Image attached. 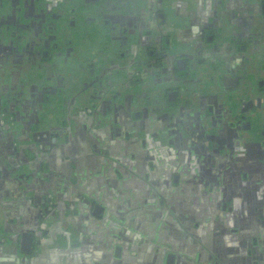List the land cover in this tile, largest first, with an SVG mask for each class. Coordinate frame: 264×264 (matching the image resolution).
<instances>
[{
    "label": "crops",
    "instance_id": "1",
    "mask_svg": "<svg viewBox=\"0 0 264 264\" xmlns=\"http://www.w3.org/2000/svg\"><path fill=\"white\" fill-rule=\"evenodd\" d=\"M138 2L5 0L0 6V237H8L0 246V264H165L167 251L159 250L161 245L175 251L174 264H264V252L256 259L248 252L243 224L229 220L240 213L236 197L232 194L211 208L215 201L211 196L227 181L226 170L218 168L212 178L197 177V169L185 170L188 160L213 168L222 161L196 153V140L191 143L190 136L197 131L187 133L189 123L172 129L171 122L182 119L172 115L175 108L166 106L174 81H144L132 92L125 90L142 75L155 76L154 70L145 73L140 64L141 57L147 62L150 52L166 54L163 58L183 51L205 55L215 68L211 88L194 73L180 91L204 118L200 125L208 137L201 146L219 147L220 155L228 154L229 145L211 136L234 121L224 114L228 97L235 96L241 111L247 98L254 100L255 96L241 98L239 88L254 87L242 80L253 64L252 52L264 53V35L257 26L246 24V11L254 16L258 0H164L163 23ZM62 27L77 28V36L64 41ZM96 27L108 34L101 48L106 51L97 61L77 58L84 36L91 53L100 47L95 44ZM52 95L56 110L45 116L48 113L41 108ZM78 105L92 108L96 116L90 122L82 120ZM183 120H188L186 115ZM237 127L236 146L248 142L243 137L246 130ZM55 128L67 132L54 150H41L48 138L43 132ZM159 129L170 130L169 138H158ZM262 139H253L256 150L263 147ZM243 150L241 146L232 153L239 156ZM239 173V181L245 180L242 168ZM159 195L166 198L164 203ZM48 198L60 202L62 215L42 221L38 212L43 207L36 203ZM185 201L199 207L201 214L191 227L205 239L190 237L179 223L175 211ZM96 206L100 208L94 212ZM119 218L149 237L137 239L132 230L126 235ZM40 227L57 228L55 236L38 235ZM25 234L32 235V247L23 245ZM261 236L262 242L255 234L258 243L252 239L253 247L263 244L264 232ZM117 245L120 254L115 252Z\"/></svg>",
    "mask_w": 264,
    "mask_h": 264
},
{
    "label": "flooded vegetation",
    "instance_id": "2",
    "mask_svg": "<svg viewBox=\"0 0 264 264\" xmlns=\"http://www.w3.org/2000/svg\"><path fill=\"white\" fill-rule=\"evenodd\" d=\"M14 0H12L13 2ZM163 1L164 0H141V2H138L139 4L146 5L147 6V10H151L154 12V16L157 19L158 23H163L164 19H165V11H164V7H163ZM5 4V0H0V6L4 7ZM8 7V6H6ZM257 12L256 14L253 16V14H248V12L246 11V16H248V18L246 19V24L247 27H250L251 23L253 24V26H257V29L259 30V32L261 33V35H264V0H258L257 3ZM32 8L31 6L29 8H27L26 12L28 11V14H30ZM136 13H139L138 11H135ZM179 13V12H178ZM176 14L175 12V17L178 18L177 16H179V14ZM256 16V17H255ZM8 17V16H7ZM251 17V18H250ZM10 20V19H9ZM166 20V19H165ZM3 24H5V22H3ZM9 24V22H8ZM32 25L34 26V23H32ZM31 25V26H32ZM40 25V24H39ZM63 25V24H62ZM61 25V26H62ZM246 28V30H248V28ZM64 29H66L65 27H62L59 31V33L64 32ZM171 50V49H170ZM171 53V51H168ZM166 54L163 53H156V54H152V52H150V54L147 56V62H143V57L140 58L142 65H144V67H146L145 69V73L149 72V69L154 70L156 72L155 76H147L145 77L144 75L140 76L139 79L141 78V80H139L138 78H136V81H140V82H136L134 85H132L131 83H128L125 88L129 89L127 90L128 92H132L133 88H137L138 85H142V83L145 81L146 83L148 82H153L156 81V79L160 80V79H168L171 81H174L173 83H171L173 86H171V88L167 91L166 93V106H171L173 108H175L176 110L172 113V115H174L175 118H179L180 112H182V116H185L187 114V121H184L181 119V121L185 124V125H181L180 126H186V124H188L187 129L188 130H196V138H194L196 140V145H195V151L196 153L198 152V154H203L205 156L208 157H212V161L215 162L216 158L219 157V160L221 159L222 162L216 161L215 163V168H213L211 165L207 166V167H203V165H198V162H191L190 160L187 161V165L185 167V170L189 171L191 173V171H194L195 169L199 170L198 176L199 178L202 177H211V174H213L214 172H217V169H224L226 170V179L227 181H225V184H223V186H221V190H217V192L214 194V196H211V199L214 198L215 201L212 202V205H219V200H228L230 198V195H234L236 197V201H239L238 203V208L240 209V213L238 214L239 216H235L232 215L231 218H229V220L232 221H236V223L238 222V224H243V228L241 229V234H243L245 241L244 243L249 244V250L248 252L251 254L252 258H261L260 256H262V253L264 252V240H263V244H257L255 245L256 247H253L252 245V239H254V241L257 239L254 237L256 234V237L260 238V241L262 242V232H264V161L263 162H259L258 158H262L264 160V122L261 124H256V125H252L253 123H251L248 114L253 115V112H264V78H260V75L262 73H264V63H259V66L254 65V63L252 64V66H256V69L253 68L251 66V68L247 69L245 71V77L243 78L242 81H249V82H253V86H248L245 85V87L243 88H239L242 89V95L241 98L244 97H254L250 98L245 101L244 106H243V112L241 111L240 107L238 106V100L235 99V96H230L228 97V105L227 108H225L224 110V114L225 117H228L229 114L232 116V124L231 126H223L220 131H218V133L214 134V137L211 136L212 139H215L220 141V143H226L229 145V147L234 151L237 148H241L244 149V153H242V155L236 156L233 155L232 150L229 149L228 154H224L222 153L221 155L219 154V147L217 148H213V149H207L205 147H202L201 145L204 143L203 139L204 136L208 137V133H205L204 128L201 126L202 125V120H204V118L200 119L201 113L197 111L198 107L193 105V107H189L188 102L189 101H185L184 105H182V103L179 101V95L180 93L183 95L185 94L184 91H180V87H182L183 83L186 84V82H189L190 80L193 79L192 74L196 73L197 71L200 69V67L204 66L206 63V60H202L197 54H190V53H186V52H181L179 53V55H174L173 56H165ZM171 57V58H170ZM186 59L187 60V68L186 71L184 69H182L183 71H185L183 74H179V67L177 66V60L178 59ZM204 59H205V55H204ZM184 63L180 62V67L184 68ZM261 65H263L261 67ZM195 68L197 71H195ZM134 70L132 68L128 69V73L130 75V77L132 78V76H134ZM256 72V75H250L249 72ZM151 72V71H150ZM200 74V73H199ZM258 74V75H257ZM251 76H255L251 77ZM251 77V78H250ZM143 79V80H142ZM175 79V80H174ZM200 79V77H199ZM211 79L210 77H206L205 80ZM214 79V77L212 78ZM133 80V79H131ZM201 80V79H200ZM206 80V81H207ZM214 81V80H213ZM212 81V83H213ZM133 82V81H131ZM138 83V84H137ZM208 83V81H207ZM177 84V85H176ZM250 85V83H249ZM187 86V85H186ZM139 87V86H138ZM148 87V85H147ZM242 87V86H241ZM149 88V87H148ZM185 89V86H184ZM52 90H54V88H52ZM177 92V99H176V93L173 96L174 93H171L169 96V92ZM237 91V90H236ZM187 92V91H186ZM188 93V92H187ZM188 95H190V93H188ZM236 95V94H234ZM172 101V103H171ZM79 106V105H78ZM101 107L103 108V106H100V110ZM169 108V107H168ZM81 109V110H80ZM235 110H240L237 112H235ZM78 111L81 112L82 115V120H85L86 122H90L89 120L90 117L94 118L95 115V110H93L92 108L86 107L84 109L83 107H78ZM190 111L194 112L193 114H189ZM248 112L250 111V113H244V112ZM231 112V113H230ZM237 113L236 115H233L232 113ZM176 113V114H175ZM87 116V118H85ZM193 116V117H192ZM166 118L164 117L163 121L166 122ZM178 122H181L180 119H177ZM242 122L241 125H239V122ZM191 122H194V124L197 123V127L195 128V126H190ZM199 123V124H198ZM201 124V125H200ZM146 125V122H145ZM143 125V127L145 126ZM179 126V127H180ZM206 128L208 127L207 125H205ZM237 126L242 127V129L244 130H249L252 131V129L254 128V130H258L261 133V145H263V147L258 150H256V145L253 143L254 140H260V139H248V142H244L240 145H237L233 142L234 138L236 137V131L235 129L238 128ZM190 128V129H189ZM186 130V129H185ZM187 131V133H190V131ZM67 129L66 128H55L53 129L51 132L56 134H59V136H55L57 138L54 139V136H52L50 139V137L48 136V138L46 139V141H44V143H46L45 145H48L47 142H51L52 144L49 146H45V148H41V150H51L54 148H56V146L59 144L60 140H61V135L64 134ZM171 133V132H170ZM169 133V134H170ZM205 133V134H204ZM217 134V135H216ZM47 136V135H46ZM169 136V135H168ZM167 136V137H168ZM166 138V136H164ZM169 138V137H168ZM166 138V139H168ZM193 139V140H194ZM165 140V139H162ZM252 140V141H249ZM193 141L191 140V143ZM203 142V143H202ZM233 142V143H232ZM219 149V150H218ZM231 150V151H230ZM151 154V153H150ZM225 156H224V155ZM152 156V154H151ZM185 159V158H184ZM207 159H205L206 162ZM211 161V162H212ZM222 163V164H221ZM221 164V165H220ZM223 167V168H222ZM243 169V174H247L246 179L243 181H239V177H240V173H239V169ZM220 171V170H219ZM221 172V171H220ZM229 172V174H228ZM2 173V171H1ZM222 175V173L220 174ZM245 177V176H244ZM261 179L260 185L256 184V181L259 179ZM241 182V183H240ZM213 186V184L211 185ZM203 190V189H202ZM207 195V194H206ZM201 201V200H200ZM43 207L42 212L41 209L40 212H38V217H41L42 221H44V219H50V221L55 220V216L58 214L59 217L62 215V206L60 205V202H52L51 199L48 198V201H43V202H38L36 203V206H41ZM215 205L212 206L211 208H215ZM55 208H57L58 212L55 213ZM100 208V207H99ZM98 206H96L94 208V212H96L98 209ZM199 207L197 205H192L190 206L189 204H187V202H182V204L180 205V207L178 208V210L175 211V215L178 218L179 223H181V225L183 227H186L185 229H187V234L191 237L192 234L194 236H192L195 239H205L203 236L201 237V234L196 233L195 230L191 227L192 221H194V219L199 216L201 213L198 211ZM260 218H263L262 220ZM41 221V222H42ZM54 224H56V222H53ZM173 220L170 219L169 224L173 225ZM239 229V230H240ZM57 231V228L54 229L53 231L51 230H45L42 229L40 227L39 231H38V235H46L47 233H49V236H55L53 233H55ZM258 233V234H257ZM29 239V238H28ZM33 238H30V241L28 242L27 239L26 241H24V236H23V245L25 247H32L33 245ZM8 240V237H0V246L6 244ZM247 240V241H246ZM253 241V243H254ZM25 242V244H24ZM258 243V241H257ZM118 247H120L119 245H117L115 252L120 254V249H118ZM116 250H119L118 252ZM159 250H162L163 252L167 251L166 256V261L165 264H174V259L176 258L175 256V251H172L171 249L169 250V248H165V246L161 245L159 246ZM122 253V252H121ZM264 255V253H263ZM122 256H124L122 254ZM125 262V260H124ZM173 262V263H172ZM176 263V261H175ZM221 263V262H220ZM217 263L215 261L209 262L208 264H220ZM223 264V263H222Z\"/></svg>",
    "mask_w": 264,
    "mask_h": 264
},
{
    "label": "rangeland",
    "instance_id": "3",
    "mask_svg": "<svg viewBox=\"0 0 264 264\" xmlns=\"http://www.w3.org/2000/svg\"><path fill=\"white\" fill-rule=\"evenodd\" d=\"M166 17L167 18H169V20L170 19H172V16L170 15L169 16V14H168V12H167V14H166ZM77 27H79L78 25H77ZM77 30V28H75V29H64V32H62V34L63 35H65V37H64V41H66V40H70V38L72 37V36H74L73 38H75V36H77V32H75ZM99 30H98V28L96 27L95 28V32H96V34H98V36H97V39H96V42H95V44L96 43H100L101 45H97L96 44V46H100V47H96L95 49H93V52L91 53V47L90 46H87V44H84V42L86 41V38H85V36L83 35V31H81L82 32V37L84 36V41L82 42V44L80 45V47H81V49H79V50H77L78 52L77 53H75V56L77 57V58H80V59H90V57L92 58V59H94V60H96L97 61V59H99V57L101 56V52L103 51V52H105L106 50H102L101 48L102 47H104V46H106V40L104 41V39L105 38H107V33L106 32H104V35H103V33H102V30H100L99 32H98ZM80 32V33H81ZM104 41V42H103ZM264 44V43H263ZM200 45V44H199ZM195 48V47H194ZM106 49V48H105ZM261 52H264V45H263V50L261 51ZM108 53H110V52H108ZM112 53V52H111ZM109 55V54H108ZM202 55V54H201ZM254 55V56H253ZM256 58H257V60H256ZM201 59L202 60H206V58L204 59L203 58V55H202V57H201ZM261 60H264V53L262 54V55H260V53L257 55V54H254L253 52H252V62L254 63V65H257V64H259V62H262ZM98 61H101V60H98ZM65 68V67H64ZM195 71H197L196 70V68H195ZM214 71H215V68H212L211 67V65L208 63V62H206L205 63V65L202 67H200V69L197 71V74L198 73H200V76L201 77H203V78H206V77H210L211 79H206L207 81H208V83H206V85H208L210 88H211V86H212V81L214 80V79H212L213 77H214ZM65 72V70L63 71V73ZM249 74L250 75H253V74H255L256 75V72H249ZM251 77H254V78H256L255 76H251ZM250 77V78H251ZM55 97L56 96H54V95H52L51 96V102L50 103H44L43 105H42V108L41 109H43V111H47V113L48 114H46L45 113V116H51V114L56 110L55 109V105H54V100H55ZM179 101L182 103V105H184V102L186 101L185 100V97H183L182 96V94L180 93V95H179ZM180 115H182V112H180ZM186 116H187V114H186ZM248 117H249V119H250V121H251V123H253L252 125H256V124H261V123H263L264 122V112H253V115H250V114H248ZM183 118H184V115H183V117H182V120H183ZM180 124L181 125H185L182 121L181 122H178L177 120L176 121H174V122H171V125H174L173 127H172V129H177L179 126H180ZM194 130H191V132H193ZM170 133V130H165V131H163V130H158L157 131V133H156V136L158 137V138H160V139H162V135H163V137L164 136H166V138H167V136H168V134ZM246 134L245 135H243V137L245 138V139H260L262 136H261V133L258 131V130H254V128L252 129V131H249V130H246V132H245ZM192 134V133H191ZM264 134V133H263ZM190 137H193L191 140L193 141V139L194 138H196V135L195 134H192ZM147 141H149L148 139H147ZM150 145V144H149ZM212 146H213V144H212ZM210 149V148H209ZM158 199H159V201L160 202H165V197H163L162 195H159L158 196ZM168 205L170 204L169 202L167 203ZM160 206H162V204L160 205ZM169 207V206H168ZM118 221V224H119V227L121 228L122 226H126L127 227V231L126 232H124L126 235H130V230H132L129 226H128V222L127 223H125V219H122L121 220V218H119V219H117ZM130 229H129V228ZM141 231V230H140ZM132 236L133 237H135V238H137V239H141V238H144V236H145V234H143V233H141V232H138V231H134V230H132ZM137 236V237H136ZM146 238H148L149 237V235H147L146 234V236H145ZM129 238H127V240H128ZM172 249H174V247L172 248ZM182 249V248H181ZM173 251V250H172ZM176 251L178 252V251H181V250H179V249H176ZM176 254V253H175Z\"/></svg>",
    "mask_w": 264,
    "mask_h": 264
},
{
    "label": "water",
    "instance_id": "4",
    "mask_svg": "<svg viewBox=\"0 0 264 264\" xmlns=\"http://www.w3.org/2000/svg\"><path fill=\"white\" fill-rule=\"evenodd\" d=\"M180 62H183L185 65H184V68H181L180 67ZM177 66L179 67V74L181 75V74H183L185 71H186V68H187V60L184 58V59H178L177 60ZM182 69H184L185 71H183ZM171 93H174L173 94V96L175 95V93H176V99H177V92L176 91H174V92H169V96H171L172 94ZM171 94V95H170ZM171 103H172V101H171ZM86 107L84 106V109H85ZM44 133H46L49 137H50V139H52L51 137L52 136H54V139L55 138H57L58 136H59V134H54V133H52L51 131H45V132H43V134ZM55 136H57V137H55ZM48 143V145L50 146L52 143L51 142H47ZM46 143H44V142H42V145H41V148H45V146H48V145H45ZM47 219V218H46ZM45 220V219H44ZM47 220H49V219H47ZM29 238V239H28ZM30 238H32V235H30V234H25L24 235V241H26V239H27V241L29 242L30 241ZM24 244H25V242H24ZM118 249H120V247H118Z\"/></svg>",
    "mask_w": 264,
    "mask_h": 264
}]
</instances>
